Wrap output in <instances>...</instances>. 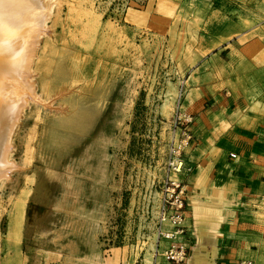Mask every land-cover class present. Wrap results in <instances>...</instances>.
I'll list each match as a JSON object with an SVG mask.
<instances>
[{
	"label": "rangeland",
	"instance_id": "1",
	"mask_svg": "<svg viewBox=\"0 0 264 264\" xmlns=\"http://www.w3.org/2000/svg\"><path fill=\"white\" fill-rule=\"evenodd\" d=\"M53 1L34 66L39 92L50 82L51 106L31 102L14 135L11 156L21 167L0 183V264H83L95 252L104 264H142L146 249L134 259L135 249L155 241L181 83L182 105L187 91L182 49L171 35L127 20L132 9L149 14L156 0ZM258 1L214 4L252 24L264 22L252 10ZM76 109H90L92 124L55 152L48 129ZM248 216L233 247L264 264V195Z\"/></svg>",
	"mask_w": 264,
	"mask_h": 264
},
{
	"label": "crops",
	"instance_id": "2",
	"mask_svg": "<svg viewBox=\"0 0 264 264\" xmlns=\"http://www.w3.org/2000/svg\"><path fill=\"white\" fill-rule=\"evenodd\" d=\"M214 1L156 0L149 14H126L129 23L169 34L173 47L182 49V107L195 117L185 163L191 168L192 244L183 264H236L252 257L239 255L233 236L264 195V22L236 19ZM252 10L255 19H264V0ZM180 25L184 30L177 33ZM161 258L157 264H171ZM83 264L104 263L95 252Z\"/></svg>",
	"mask_w": 264,
	"mask_h": 264
},
{
	"label": "bare ground",
	"instance_id": "3",
	"mask_svg": "<svg viewBox=\"0 0 264 264\" xmlns=\"http://www.w3.org/2000/svg\"><path fill=\"white\" fill-rule=\"evenodd\" d=\"M53 4V0H0V183L10 179L11 173L21 167L11 153L15 147L14 135L25 110L31 102L51 106L50 82L43 84L45 95L39 92L34 66L40 40L49 29L47 22ZM71 72L74 77L82 74L73 62ZM93 117L90 109L71 110L63 119L51 124L47 146L58 153L66 150L75 135L92 124ZM152 242L153 236H150L148 241L140 243L133 258L146 249L143 264H153Z\"/></svg>",
	"mask_w": 264,
	"mask_h": 264
},
{
	"label": "built area",
	"instance_id": "4",
	"mask_svg": "<svg viewBox=\"0 0 264 264\" xmlns=\"http://www.w3.org/2000/svg\"><path fill=\"white\" fill-rule=\"evenodd\" d=\"M184 82L180 84L176 108L170 125L162 186L154 220L153 264L162 256L171 264H183L190 251L192 235L188 225V184L191 168L186 167V156L193 140L192 113L182 110ZM235 157V154L231 155ZM236 264H254L250 258Z\"/></svg>",
	"mask_w": 264,
	"mask_h": 264
}]
</instances>
